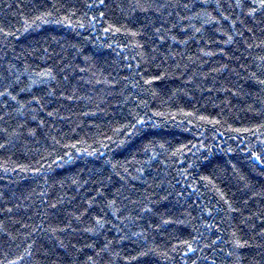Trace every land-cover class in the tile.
Returning <instances> with one entry per match:
<instances>
[{"label": "trees", "instance_id": "16d2710c", "mask_svg": "<svg viewBox=\"0 0 264 264\" xmlns=\"http://www.w3.org/2000/svg\"><path fill=\"white\" fill-rule=\"evenodd\" d=\"M0 264H264L262 0H0Z\"/></svg>", "mask_w": 264, "mask_h": 264}, {"label": "snow or ice", "instance_id": "6c2138e0", "mask_svg": "<svg viewBox=\"0 0 264 264\" xmlns=\"http://www.w3.org/2000/svg\"><path fill=\"white\" fill-rule=\"evenodd\" d=\"M262 3H264V0H262ZM257 159H259V157H257Z\"/></svg>", "mask_w": 264, "mask_h": 264}]
</instances>
